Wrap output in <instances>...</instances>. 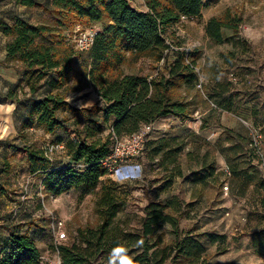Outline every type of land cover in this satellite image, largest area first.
<instances>
[{
    "label": "rangeland",
    "instance_id": "rangeland-1",
    "mask_svg": "<svg viewBox=\"0 0 264 264\" xmlns=\"http://www.w3.org/2000/svg\"><path fill=\"white\" fill-rule=\"evenodd\" d=\"M128 2L137 11H147L143 0ZM228 13L237 22L234 27H224L223 40L216 43L206 35V25L209 19L223 20ZM15 16L33 24L51 21L39 8L0 0V19L11 24ZM102 25L95 23L83 33H77L80 28L76 27L68 36L69 42L81 50L84 35L97 32ZM163 36L171 49L162 63L147 56H130L122 70L127 75L168 77L166 66L173 64L178 54L184 55L186 64H194L193 79L177 82L171 90L173 101L188 105L190 117L158 118L145 142L180 139L177 146H181L178 162L182 176L172 177V166L167 171L160 169V156L149 161L144 145L141 156L130 160L118 176L104 177L93 194L78 189L55 197L43 192L40 178L29 174L27 164L12 154L10 145L21 143L46 151L54 167L71 164L64 142L58 144V140L72 134L88 139L87 128L97 136L109 137L110 124L101 123V113L89 112L94 106L103 107V102L92 88L82 91L72 105L67 98L76 92L67 95V103L84 112H60L59 116L67 119L66 128L54 135L45 134L23 115L24 103L35 99L23 83V72L4 64L6 38L0 33V171L4 157L9 161L8 175L0 177L1 235L6 236L8 228L15 226L22 232H32L43 256L51 248L52 214L55 220L64 222L66 244L80 243L79 229L95 230L100 225L94 198L109 179L118 185L114 222L124 233L141 236L148 207L178 217L179 233L167 224L154 225L146 238L147 261L139 258L142 251L133 246L120 252L103 250L88 264H122L125 256L138 264H264V173L258 163L244 155L248 135L244 122L264 134V0H204L199 17H182ZM13 89L17 102L6 99ZM206 151H214V156L204 162ZM227 158L234 162L246 159L248 170L234 174ZM209 166L221 176H208ZM195 244L202 252L189 260L179 248Z\"/></svg>",
    "mask_w": 264,
    "mask_h": 264
},
{
    "label": "trees",
    "instance_id": "trees-1",
    "mask_svg": "<svg viewBox=\"0 0 264 264\" xmlns=\"http://www.w3.org/2000/svg\"><path fill=\"white\" fill-rule=\"evenodd\" d=\"M14 1L23 7L39 8L51 18L50 22L38 24L18 16L12 17L11 24L0 19V33L6 38L4 64L23 72V83L35 99L32 103H24L23 115H28L45 134L54 135L66 128L67 119L60 117V112H84L83 109L72 108L66 102L67 95L76 92L67 98L72 105L82 91L92 88L103 102V107L94 106L89 112L101 113V123L110 124L111 130L107 138L97 136L93 129L87 128L89 140H81L73 134L66 140L59 139L58 144L64 142V150L71 161V164L62 167H54L46 151L27 144H11L12 154L23 159L29 174L40 178L45 194L57 197L78 189L93 194L108 175L101 161L110 154L111 133L123 138L163 116L172 115L182 120L190 117L188 105L173 101L171 97V90L177 82H187L194 77L195 66L192 62L186 64L183 54H178L173 64L166 66L168 77L127 75L123 73L122 66L130 56H147L154 62L165 59L171 47L163 33L182 17H199L204 0H143L147 7L145 12L131 7L128 0ZM100 22H103L102 28L97 31L88 51L79 50L69 42L68 36L76 27L80 28L77 33H83L86 27ZM236 22L229 13L223 20L211 18L205 33L214 42L221 43L222 29L234 27ZM38 94L39 97L35 98ZM17 98L13 89L6 99L17 102ZM179 140L162 138L145 144L149 161L160 156L158 166L163 171L172 166V177L182 176L178 162L181 151V146H177ZM199 150L200 147L196 150L197 154ZM244 155L257 164L246 151V141ZM213 156L214 151H206L202 161ZM246 159L234 162L227 158L228 166L234 174L245 168L248 170ZM2 164L0 177L9 173L6 157ZM207 172L215 179L221 176L220 173L215 174L211 166ZM196 180H202V177ZM94 202L100 225L95 230L79 229L77 236L80 243L60 247L64 264H88L103 250L120 252V248L133 246L141 249L139 258L147 261L150 256L146 238L152 234L154 225L167 224L175 234L179 233L178 217L164 214L160 209L150 210L149 207L142 223L141 236L124 233L114 222L118 185L109 179L101 184ZM8 230L6 236L0 234V264H39L40 252L34 233L22 232L16 226ZM179 250L189 260L202 252L197 244L187 248L181 246ZM162 261L160 258L159 262ZM134 262L138 264L139 261Z\"/></svg>",
    "mask_w": 264,
    "mask_h": 264
},
{
    "label": "built area",
    "instance_id": "built-area-1",
    "mask_svg": "<svg viewBox=\"0 0 264 264\" xmlns=\"http://www.w3.org/2000/svg\"><path fill=\"white\" fill-rule=\"evenodd\" d=\"M96 31L87 32L79 48L83 51H88L93 43ZM171 47V45H170ZM171 49V48H170ZM165 59H162V63ZM248 130L246 140V151L260 166L264 173V134L261 133L255 127L248 125L244 122ZM155 130V123L143 125L138 132L118 138L111 133L110 138V154L101 161L104 169L107 170L109 176H113L116 173L120 174L122 169L127 168V163L143 154L145 142L148 135ZM227 189V187H226ZM51 217V231H50V250L43 256H40L39 264H64L60 255V247L66 244L68 237L65 232L64 222L55 220L53 215Z\"/></svg>",
    "mask_w": 264,
    "mask_h": 264
},
{
    "label": "clouds",
    "instance_id": "clouds-1",
    "mask_svg": "<svg viewBox=\"0 0 264 264\" xmlns=\"http://www.w3.org/2000/svg\"><path fill=\"white\" fill-rule=\"evenodd\" d=\"M119 251H124L123 248L118 249ZM122 264H133V261L128 257H122Z\"/></svg>",
    "mask_w": 264,
    "mask_h": 264
},
{
    "label": "bare ground",
    "instance_id": "bare-ground-1",
    "mask_svg": "<svg viewBox=\"0 0 264 264\" xmlns=\"http://www.w3.org/2000/svg\"><path fill=\"white\" fill-rule=\"evenodd\" d=\"M115 175L118 176V173H116Z\"/></svg>",
    "mask_w": 264,
    "mask_h": 264
},
{
    "label": "crops",
    "instance_id": "crops-1",
    "mask_svg": "<svg viewBox=\"0 0 264 264\" xmlns=\"http://www.w3.org/2000/svg\"><path fill=\"white\" fill-rule=\"evenodd\" d=\"M222 159V158H221Z\"/></svg>",
    "mask_w": 264,
    "mask_h": 264
},
{
    "label": "water",
    "instance_id": "water-1",
    "mask_svg": "<svg viewBox=\"0 0 264 264\" xmlns=\"http://www.w3.org/2000/svg\"><path fill=\"white\" fill-rule=\"evenodd\" d=\"M67 102V101H66Z\"/></svg>",
    "mask_w": 264,
    "mask_h": 264
}]
</instances>
